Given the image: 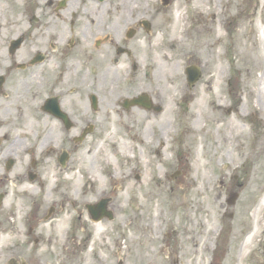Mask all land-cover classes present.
I'll use <instances>...</instances> for the list:
<instances>
[{"label":"flooded vegetation","instance_id":"obj_1","mask_svg":"<svg viewBox=\"0 0 264 264\" xmlns=\"http://www.w3.org/2000/svg\"><path fill=\"white\" fill-rule=\"evenodd\" d=\"M177 2L185 3V40L191 57L197 47L223 48L221 40L229 38L224 25L234 23L240 29L245 19L264 24V0H0V264H105L111 257L117 264H140L152 259L154 253L138 242H154L158 224L143 223V209L131 207L133 197L120 214L112 206L114 193L102 190L95 197L96 165L79 152L86 147L88 154L87 143L104 119H120L136 109L157 115L163 110L160 99L178 90L173 84L162 90L156 82H146L144 69L155 60L143 57L146 46H158L149 37L158 14ZM209 28L217 30L213 37L207 36ZM250 37L244 33L233 40L238 53L242 49V55L251 54L256 37ZM206 60H189L186 66H198L202 79ZM233 66L237 68L235 62ZM183 85L184 93L173 100L176 111H168L173 118L186 110L192 95L194 85L185 74ZM103 97L109 98L105 107ZM186 131L188 137L198 133ZM199 132L205 145L219 136L209 124ZM143 139L141 135V143ZM147 139L150 149L164 146L168 136L164 130L153 131ZM236 140L233 133L229 142ZM98 168L103 175V166ZM177 174L172 182L180 190L172 188L168 236L176 234L178 214L196 250L208 243L207 229L205 239L198 238L204 230L196 214L202 202L190 204L191 211H197L186 218L185 226L181 206L188 201V184ZM74 177L81 184H75ZM100 201L105 202V216L96 222ZM163 215L156 214V220ZM68 216L66 227L56 233L52 221L62 225ZM105 220L110 224H102ZM177 252L181 256L183 247L177 245ZM250 254H244V264H254Z\"/></svg>","mask_w":264,"mask_h":264},{"label":"rangeland","instance_id":"obj_2","mask_svg":"<svg viewBox=\"0 0 264 264\" xmlns=\"http://www.w3.org/2000/svg\"><path fill=\"white\" fill-rule=\"evenodd\" d=\"M185 9L182 2L164 8L165 14H158L149 35L150 43L158 41V46H146L143 51L144 60H155L152 66L144 69L146 82H156L162 90L171 89L170 84H173L179 86L178 90L169 95L166 93L163 100L160 99L163 110L157 115L136 109L133 114L122 115L120 119H104L100 122L103 127H99L91 142L87 143L90 148L88 154L85 155L86 147L82 145L80 149H85L82 148L79 155L96 165L93 174L95 197L102 190L114 193L112 206L115 205L117 214H120L119 209L125 207L128 197H133L131 207L143 209V223L155 221L158 224L152 237L154 242H148L145 238L138 242L141 247L154 253L151 260H144L140 264H153L156 253L157 264H244L246 253H251L254 264H264V202L258 212L255 211L256 205L264 197V24H254L245 19L240 29L233 27L234 23L224 25L229 38L225 36L221 40L223 48L217 45L202 49L197 47L191 57L185 40ZM176 14L179 16L176 17ZM216 31L209 28L207 36L213 37ZM242 33H247L249 39L254 34L256 37L252 39L251 54L248 56L242 55L246 51L240 49L238 53L233 46V40L241 37ZM167 46L172 48L167 50ZM205 59V75L194 85L192 95L187 98L186 110L179 117L173 118V113L169 116L170 108L176 111L173 100L186 88L183 85L184 67L189 60ZM241 59L247 61V65ZM233 62L237 66L235 69ZM236 79L239 80L237 87ZM108 101V97H103L101 107H105ZM185 114L187 117H183ZM232 120L245 134L233 144L228 142L224 145L225 133L235 130L230 123ZM207 124L219 133L213 144L205 145L201 132L195 137L186 136L187 129L194 131L199 126L207 127ZM162 130L168 136V141L164 146L149 149L148 135ZM141 135L143 143L140 141ZM206 153L212 156V161ZM197 159L201 161L196 163ZM210 164L214 167L206 174V167ZM99 165L103 166V175L100 174ZM104 170L106 175L113 170L116 177L112 180L107 178ZM178 172L179 179L188 184V201L181 206L182 212L183 209L185 211V226L188 225L186 218L197 211H191L190 204L201 201V211L196 214L200 216L204 230H200L201 236L198 238L204 240L205 231L211 225L215 230L214 235L208 238L212 243L209 250L201 244L205 250L195 252L190 234L184 230L185 222L178 214H175L174 221L176 234L172 239L168 236L172 188L176 192L180 190L172 182ZM109 180L112 182L111 189L107 184ZM72 181L81 184L76 177ZM34 193H39V190ZM161 212L164 213L163 218L157 221L155 215ZM170 216L172 219L173 215ZM69 220L68 216L62 225L60 221L53 220L52 228L57 233V229L65 228ZM108 223L107 220L102 221V224ZM253 230L254 236L240 254L238 248L244 236ZM169 245H173V249H169ZM177 245L183 247L181 256L180 252L176 253ZM162 247L165 248L161 250ZM174 253L178 257L173 259ZM104 263L117 264V259L111 257L110 261Z\"/></svg>","mask_w":264,"mask_h":264},{"label":"bare ground","instance_id":"obj_3","mask_svg":"<svg viewBox=\"0 0 264 264\" xmlns=\"http://www.w3.org/2000/svg\"><path fill=\"white\" fill-rule=\"evenodd\" d=\"M235 122L236 121H233V120H232V122H230L232 124V126L234 127L235 130L234 131H229V132L225 133L224 138H223V141H222V144L227 145L228 142H229V139H230L231 135L234 132H235V135L236 136H242L243 134H245V131L243 132L238 126H235L236 125ZM124 147H122V148H124ZM218 149H220V148L218 147ZM206 155H207V158L210 161H212V156L208 155V153H206ZM219 160H220V158H219ZM198 161H201V159H197L196 160V163ZM232 162H233V160H232ZM213 167L214 166L212 164H210L208 167H206V174H209V172L212 171ZM263 202H264V197H262V200H260L259 203L256 205V210H255L256 212H258V210H259L260 206L263 204ZM214 232H215V230L213 228V225L209 226V228L206 231L207 240H208V245L206 244V249L207 250H209V248L211 246L210 239H208V238H209L210 235L214 234ZM254 234H255V231L254 232L247 233V235L243 239V243L240 246L239 253L242 251V249L245 247V245H247L248 241L251 239L252 236H254ZM207 240H206V242H207ZM201 250H205V248L199 244V246L197 247V249L195 251L201 252Z\"/></svg>","mask_w":264,"mask_h":264},{"label":"water","instance_id":"obj_4","mask_svg":"<svg viewBox=\"0 0 264 264\" xmlns=\"http://www.w3.org/2000/svg\"><path fill=\"white\" fill-rule=\"evenodd\" d=\"M192 79H194V77Z\"/></svg>","mask_w":264,"mask_h":264}]
</instances>
